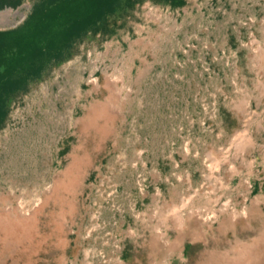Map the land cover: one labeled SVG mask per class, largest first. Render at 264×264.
Listing matches in <instances>:
<instances>
[{"label": "rangeland", "instance_id": "374dc122", "mask_svg": "<svg viewBox=\"0 0 264 264\" xmlns=\"http://www.w3.org/2000/svg\"><path fill=\"white\" fill-rule=\"evenodd\" d=\"M131 2L12 100L0 264H264V0Z\"/></svg>", "mask_w": 264, "mask_h": 264}, {"label": "trees", "instance_id": "16d2710c", "mask_svg": "<svg viewBox=\"0 0 264 264\" xmlns=\"http://www.w3.org/2000/svg\"><path fill=\"white\" fill-rule=\"evenodd\" d=\"M132 0H35L15 27L0 30V128L12 100L66 59L88 33ZM173 2L174 0H152ZM21 0H0V8Z\"/></svg>", "mask_w": 264, "mask_h": 264}, {"label": "crops", "instance_id": "0c3cea01", "mask_svg": "<svg viewBox=\"0 0 264 264\" xmlns=\"http://www.w3.org/2000/svg\"><path fill=\"white\" fill-rule=\"evenodd\" d=\"M262 30H264V26L262 25L252 27L251 30L249 29L251 46L254 47V49L255 47L264 48V33ZM247 60L250 61L248 63H250V71L252 72V76L250 77L251 88H246L245 86L244 92L241 94L246 97L254 98L257 104L263 105L264 102L260 101H262L261 99L264 97V53L260 52L259 54H254L253 57L246 58V61ZM167 157H172V155L169 154Z\"/></svg>", "mask_w": 264, "mask_h": 264}, {"label": "bare ground", "instance_id": "6f19581e", "mask_svg": "<svg viewBox=\"0 0 264 264\" xmlns=\"http://www.w3.org/2000/svg\"><path fill=\"white\" fill-rule=\"evenodd\" d=\"M13 13H14V12H12L11 9H6V10L0 12V17H1V16L7 17V16H9V15H11V14H13Z\"/></svg>", "mask_w": 264, "mask_h": 264}]
</instances>
